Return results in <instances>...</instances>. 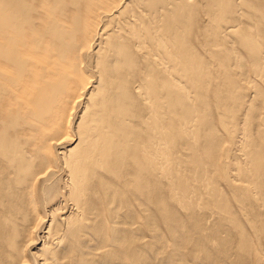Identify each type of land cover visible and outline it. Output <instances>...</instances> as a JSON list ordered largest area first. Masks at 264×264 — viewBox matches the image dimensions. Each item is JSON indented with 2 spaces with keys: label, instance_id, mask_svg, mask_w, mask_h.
<instances>
[{
  "label": "bare ground",
  "instance_id": "obj_1",
  "mask_svg": "<svg viewBox=\"0 0 264 264\" xmlns=\"http://www.w3.org/2000/svg\"><path fill=\"white\" fill-rule=\"evenodd\" d=\"M0 264H264V0H0Z\"/></svg>",
  "mask_w": 264,
  "mask_h": 264
}]
</instances>
